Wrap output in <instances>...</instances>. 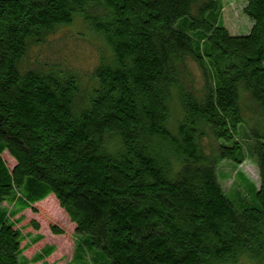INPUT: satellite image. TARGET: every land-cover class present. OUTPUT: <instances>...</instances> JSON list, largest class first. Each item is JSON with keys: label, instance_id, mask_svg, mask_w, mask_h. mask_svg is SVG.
Returning <instances> with one entry per match:
<instances>
[{"label": "trees", "instance_id": "obj_1", "mask_svg": "<svg viewBox=\"0 0 264 264\" xmlns=\"http://www.w3.org/2000/svg\"><path fill=\"white\" fill-rule=\"evenodd\" d=\"M222 9L221 0H0V264L60 263L49 261L54 245L24 255L43 236L34 221L35 235L25 233L21 214L49 196L74 226L67 264L264 258V0H244L252 25L240 36ZM76 17L105 45L88 94L70 70L20 68L31 44ZM241 91L263 123L248 154ZM248 158L259 184L238 173L240 189L226 195L220 164Z\"/></svg>", "mask_w": 264, "mask_h": 264}, {"label": "rangeland", "instance_id": "obj_2", "mask_svg": "<svg viewBox=\"0 0 264 264\" xmlns=\"http://www.w3.org/2000/svg\"><path fill=\"white\" fill-rule=\"evenodd\" d=\"M221 3L223 7V25L229 34L231 36L246 34L252 24L250 19L243 13L244 0H221ZM101 51H105L103 40L88 29V25L82 17H76L70 25L60 27L47 34L41 43L31 44L20 64V68L22 70L32 69L38 71L55 68L70 70L78 76L82 93L88 94L96 84L93 74ZM187 66L192 86L194 89L201 91L205 86V81L199 67L190 60L187 61ZM240 106L244 120L241 130L245 150L248 154L252 148V134L262 130L261 126L263 123L257 105L245 91L240 92ZM180 118L181 111L179 106L176 103H172L169 121V128L172 131ZM5 159L9 166L13 164V161L7 155H5ZM218 170L219 182L226 195L240 189L238 186L239 180L237 179L238 173L245 175L256 185L259 184L257 166L250 158L238 167L223 162ZM34 207L35 210H25L21 214L24 217V221L20 226L26 227L25 233H33L35 235L33 229L28 225L33 221L38 223L39 234L43 236V240L28 252H25L24 255L30 259L44 245H54L56 252L49 261L51 263L60 261L59 264H67L73 254L74 226L59 208L53 196H49V198ZM53 225L63 230L62 236L55 237L52 235L50 227ZM234 264H264V258L256 260L242 257Z\"/></svg>", "mask_w": 264, "mask_h": 264}]
</instances>
